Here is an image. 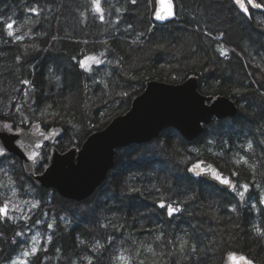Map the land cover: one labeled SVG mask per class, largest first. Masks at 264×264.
<instances>
[{"label": "trees", "instance_id": "1", "mask_svg": "<svg viewBox=\"0 0 264 264\" xmlns=\"http://www.w3.org/2000/svg\"><path fill=\"white\" fill-rule=\"evenodd\" d=\"M101 2L103 22L90 0H0V16L14 20L23 37H8L0 25V120L19 129L61 126L56 146L63 151L126 112L147 80L179 83L191 75L200 92L236 101L239 115L214 119L191 142L169 128L151 142L117 149L107 179L82 202L36 188L19 161L2 158L0 203L24 198L31 213L0 218V264L34 246L27 264H125L121 257L128 264H229L233 252L264 264V9L248 19L231 0H174L176 18L160 25L153 0ZM224 5L232 19L216 16L212 25ZM33 7L40 15L28 11ZM90 56L101 63L81 68ZM47 153L45 146L36 173ZM196 159L236 173L235 192L191 178L187 168ZM245 183L242 202L237 193ZM161 199L182 211L168 217L157 206Z\"/></svg>", "mask_w": 264, "mask_h": 264}, {"label": "water", "instance_id": "2", "mask_svg": "<svg viewBox=\"0 0 264 264\" xmlns=\"http://www.w3.org/2000/svg\"><path fill=\"white\" fill-rule=\"evenodd\" d=\"M256 2L263 5L259 0ZM232 3L243 14L234 4V0ZM158 8L162 9L163 5L160 0H154V22L160 25L170 22L171 20L154 19V12ZM250 9L263 11L264 7L249 6ZM198 87L199 77L196 75H191L179 83L158 79L147 80L143 90L131 99L127 111L113 117L102 129L91 131L79 148L73 146L63 151L57 148L56 143L64 132L61 126L39 128L38 132L20 128L19 133H10L0 126V146L7 148L5 157L13 156L21 163L23 173L36 188L52 189L61 198L82 202L91 197L107 179L110 170L115 166L117 149L151 142L169 128L175 129L182 138L191 142L199 138L205 126L214 119H234L239 115L237 102L229 96L206 95L201 93ZM2 124L4 122L0 120V125ZM17 141L25 145L40 143L42 147L37 150L40 153L45 146L49 147L48 168L36 173L35 166L40 161L28 160L26 154L30 149L20 147ZM2 158L4 157H0V160ZM195 164L201 165L197 172L210 173L212 169H216L224 177L230 178L236 186L232 175L221 171L216 164L205 159H196L188 165L187 173L191 178L202 183H210L230 193L235 192L231 186L218 183L210 175L202 176L189 172L188 169ZM236 254L244 255L253 264H262L246 254ZM228 263L236 264L229 255Z\"/></svg>", "mask_w": 264, "mask_h": 264}, {"label": "snow or ice", "instance_id": "3", "mask_svg": "<svg viewBox=\"0 0 264 264\" xmlns=\"http://www.w3.org/2000/svg\"><path fill=\"white\" fill-rule=\"evenodd\" d=\"M131 2L133 4L136 3V0H131ZM161 4L163 5V8L160 9L158 8L155 12H154V19L157 21H170V20H174L176 18V5L174 3V0H167V2L165 3V0H160ZM91 3V10L94 12V14L99 16V19L103 22L104 20V9L102 6V2L101 0H90ZM234 4L238 7V9L245 15V16H249L250 17V12H249V6L254 7V8H261L264 7V5H261L259 3L256 2V0H234ZM28 11L36 16L40 15V9L39 7H33V8H29ZM117 11H119V9H117ZM83 15V13H82ZM15 24L16 22L14 20H12L10 17L5 18L3 16H0V25L3 26L4 31H6V34L8 37L14 38V40L16 41H20L23 39L22 36L20 35H16L15 34ZM129 27H131V25H129ZM207 35H211V33H206ZM222 37V34H221ZM227 54V50L224 48L220 49V55L221 56H225ZM19 57H17V61H19ZM88 60H93L96 64H100L101 61L99 59H96L95 57H85L83 60L79 61V66L81 68H86L88 67L86 64V61ZM90 70V69H89ZM24 84H28V81H23ZM19 110V109H18ZM22 123H30V121H28L27 119H25L24 121H22ZM3 128L7 129L8 132L12 133H19L21 132V129L19 128H14L13 124H9V123H4L2 125ZM36 131H39V126H37ZM45 139H47V137H45ZM18 145L22 148L25 149H30V151H27L26 154V158L30 161H40L43 162V156L41 155V153L39 151H37L38 149H40L42 146L40 143H29L27 145L23 144L20 141H17ZM249 149L251 148V143H249L248 145ZM7 155V148L6 146H0V157H5ZM241 159L244 161V163H247V160H245L243 157H241ZM201 165L200 164H195L193 165L191 168L188 169L189 172H195L197 175H210L212 179H214L215 181H217L218 183L225 185V186H231L232 190L235 191L236 186L232 183L230 178L224 177L218 170L216 169H212V171L209 172H197V169L200 168ZM44 168L47 169L48 165L45 163L44 164ZM232 175H236V173H233ZM10 184H13V181H9ZM241 191H239L237 193V196L239 197V199L243 202L246 198V194L249 190V185L248 184H243L241 185ZM128 191L130 192H135V191H139V189H128ZM13 196H15V190H13ZM260 204H264V195L261 196L260 200H259ZM10 201H4L2 203H0V218L5 219V220H10V219H14V216L10 215V213H14L16 212L18 209L15 205H12L11 207L9 206ZM37 205H33V207H36ZM157 206L160 209L166 210V214L168 217H173L176 214L180 213L182 211V208L180 206V204L178 202H173L170 203L164 199H161L157 202ZM253 208L256 207L255 204L252 205ZM233 211H235V208L233 207ZM25 219H27V217H23ZM49 228H52L53 225L49 224L48 225ZM257 232H260V229H256ZM22 233H17V235H21ZM159 239V237L157 238ZM186 241H182L181 242V248L183 249L184 244H186ZM96 247H100L99 243H97ZM149 251H151V249H149ZM38 252V248L37 247H32L31 252L29 253L28 251H25L23 253L24 256H29L31 255H35ZM229 257L236 262V264H253V262L249 259H247L244 255H237L236 253H229L228 254ZM121 259L125 260V264H128V258H124L121 257ZM12 264H27L26 261H12ZM141 264H143V262H141Z\"/></svg>", "mask_w": 264, "mask_h": 264}, {"label": "rangeland", "instance_id": "4", "mask_svg": "<svg viewBox=\"0 0 264 264\" xmlns=\"http://www.w3.org/2000/svg\"><path fill=\"white\" fill-rule=\"evenodd\" d=\"M154 1V0H153ZM232 3V2H231ZM217 6V5H216ZM226 7V8H225ZM235 8V7H234ZM227 6H225L224 5V8H221L220 10H218V13L216 14V12H213V13H215L214 14V16L212 17V20H213V24L212 25H214V23H215V25L216 24H218V19H217V17L216 16H219L220 18H222L223 17V19H226V16L229 18V16H230V19H232V16L234 15V12L233 13H230L229 12V10L230 9H227ZM212 13V14H213ZM220 23V22H219ZM210 26H211V23H210ZM214 28V27H213ZM217 30V29H216ZM218 39H221V40H223V38L221 37V34L220 33H218V34H216L215 35ZM219 46H220V49L222 48V46H223V44L222 43H220L219 44ZM183 47V46H182ZM256 75H260L259 74V72H257L256 73ZM198 89H199V87H198ZM233 91H238V88H233ZM202 93V92H201ZM204 94V93H203ZM207 95V94H206ZM27 129H29V130H36V129H32V128H27ZM79 148V147H78ZM48 149H49V147H47V151H48ZM43 151V149L41 150V152ZM46 164H47V162H46ZM52 190V189H51ZM53 191V190H52ZM56 195H58L56 192H54ZM59 196V195H58ZM60 197V196H59ZM64 199V198H63ZM13 201V203L10 205V207L12 206V205H15L16 207H17V211H16V213L14 214V215H12V216H14V219H12V220H17L16 218H18L19 216L20 217H25V216H28V214H30L31 212L29 211L30 210V205H29V203H28V201H30V200H24V198H20V199H17V200H12ZM18 214H21V215H19V216H17ZM58 234V233H57ZM67 244V243H66ZM62 245L63 244H61V243H59L58 244V246H59V250L60 251H62L63 250V248H62ZM16 261H26V259H25V257L23 256L22 258H16L15 259ZM58 263V262H57Z\"/></svg>", "mask_w": 264, "mask_h": 264}, {"label": "flooded vegetation", "instance_id": "5", "mask_svg": "<svg viewBox=\"0 0 264 264\" xmlns=\"http://www.w3.org/2000/svg\"><path fill=\"white\" fill-rule=\"evenodd\" d=\"M231 2H232V0H231ZM232 4H233V3H232ZM233 6H234V5H233ZM251 10H253V9H250V10H249L250 14H251ZM238 12H239V11H238ZM239 13H240V12H239ZM240 14H241V13H240ZM242 15H243V14H242ZM250 16H251V15H250ZM245 17H246V16H245ZM246 18L249 19L250 17H246Z\"/></svg>", "mask_w": 264, "mask_h": 264}]
</instances>
